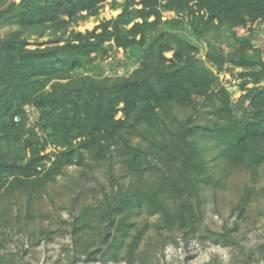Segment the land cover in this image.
Masks as SVG:
<instances>
[{"label":"trees","instance_id":"16d2710c","mask_svg":"<svg viewBox=\"0 0 264 264\" xmlns=\"http://www.w3.org/2000/svg\"><path fill=\"white\" fill-rule=\"evenodd\" d=\"M104 1L20 0L0 12L21 30L38 27L39 34L47 28L59 33L51 44L37 42L32 48L27 37H20L21 30L0 38V143L7 147L0 145V193L27 192L32 197L67 166L92 167L89 158L112 164L120 158L132 180L128 185L118 182L101 207L100 246L83 248L87 260L118 261L125 218L116 220V215L134 206L159 214L158 228L178 229L185 240L196 235L202 215L200 182L209 179L199 136L221 148L228 168L255 172L264 165V50L254 36L264 22V0H111L112 7L121 6L115 17L63 37L72 24L97 16ZM164 10L185 13L189 33L172 29L175 20H163ZM160 25L168 28L158 31ZM239 27L247 33L238 34ZM225 33L231 39L229 50L208 42L204 57L198 55L200 39H219ZM113 46L140 58L129 74L73 72L89 61L91 52L106 53ZM234 68L239 81L229 91L218 72ZM197 97L211 107V122L199 124L192 115L178 120L173 105L196 110ZM27 105L38 112L32 125L26 123ZM135 134L149 148L130 143ZM16 143L19 151L10 155ZM253 193L254 188L246 187L235 206L239 212ZM82 220L80 226L73 224L75 244L85 233ZM141 234L139 230L129 243L125 259L130 262ZM215 239L232 240L227 231Z\"/></svg>","mask_w":264,"mask_h":264},{"label":"rangeland","instance_id":"374dc122","mask_svg":"<svg viewBox=\"0 0 264 264\" xmlns=\"http://www.w3.org/2000/svg\"><path fill=\"white\" fill-rule=\"evenodd\" d=\"M12 2L20 0H0V12ZM119 4L122 0H117ZM111 6V0H105L97 16H90L72 24L63 37L70 38L73 31L85 32L93 29L99 22L115 17L120 11ZM162 19H174L172 29L189 33V17L176 14L174 11H162ZM153 19L152 17L149 20ZM140 20V19H137ZM131 25L128 24L127 27ZM160 25L157 30L167 29ZM21 30L16 23L5 21L0 17V38H5L14 31ZM22 29L20 37H27L29 45L34 47L37 42L49 43L57 32L50 28ZM238 34H246V28H236ZM158 33L157 31H154ZM256 46L264 50V24L255 31ZM230 36L219 39L202 38L198 41L204 57L208 42L220 44L229 50ZM63 41L60 42V44ZM108 46V42L104 43ZM170 57L171 51L164 53ZM87 57V56H86ZM88 62L74 70V73H86L92 76H116L129 74L138 64L137 54L125 56L123 50L107 47L106 53L89 54ZM206 66L215 71L210 63ZM239 69L218 72V76L227 73L231 78H238ZM220 79V77H219ZM224 79H221L223 81ZM251 86V84H249ZM229 91L232 88L228 89ZM240 93L233 92L235 101ZM196 110L191 106L173 105L172 112L178 120H185L192 115L199 124L210 123L213 119L211 107L202 104L201 98H195ZM27 125H32L37 117V110L25 106ZM173 128V127H171ZM166 135L168 133H165ZM159 137V135H157ZM130 143L149 148L150 144L140 135L129 137ZM5 149L3 143H0ZM200 158L206 164L208 182H200L199 199L201 220L195 236L185 240L178 229L169 231L158 228L160 215H151L145 206L139 205L126 213L116 215V220L124 216L122 225L125 231L120 234L118 261L111 259L87 260L83 248L94 250L100 246V215L105 199L116 190L117 183L128 185L132 177L126 173V168L120 158H115L112 164L102 161L96 164L92 159L88 162L92 167L71 165L64 168L54 182L39 189L32 197L27 192L3 195L0 193V264H264V165L252 172L249 168H228L219 155L218 146H214L204 137L197 142ZM17 143L12 146L10 155L18 152ZM48 147L47 150H50ZM151 146V151H157ZM28 156V153L24 158ZM88 158V157H87ZM149 175V174H147ZM246 187L254 188L249 202L242 212L236 209V204ZM170 206H175L173 198L168 197ZM82 218L86 224L83 238L75 244L73 241V224L81 225ZM83 221V220H82ZM142 230L141 239L131 262L128 261V246L133 237ZM228 232L231 241L216 240L217 234ZM175 238L177 243L173 242ZM118 244V243H117Z\"/></svg>","mask_w":264,"mask_h":264},{"label":"built area","instance_id":"2783aa9c","mask_svg":"<svg viewBox=\"0 0 264 264\" xmlns=\"http://www.w3.org/2000/svg\"><path fill=\"white\" fill-rule=\"evenodd\" d=\"M263 24H264V22H263ZM220 80L221 79H224L223 81H222V83L224 84V86L227 88V89H230V88H232L233 87V85L237 82V80L235 79V78H231L230 76H229V74H227V73H222L220 76Z\"/></svg>","mask_w":264,"mask_h":264},{"label":"water","instance_id":"95a60500","mask_svg":"<svg viewBox=\"0 0 264 264\" xmlns=\"http://www.w3.org/2000/svg\"><path fill=\"white\" fill-rule=\"evenodd\" d=\"M255 36V35H254ZM203 53V50H200V53L198 55H201Z\"/></svg>","mask_w":264,"mask_h":264}]
</instances>
